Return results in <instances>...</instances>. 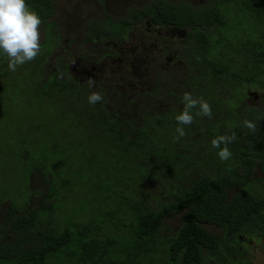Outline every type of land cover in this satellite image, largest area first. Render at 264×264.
<instances>
[{
	"label": "trees",
	"instance_id": "trees-1",
	"mask_svg": "<svg viewBox=\"0 0 264 264\" xmlns=\"http://www.w3.org/2000/svg\"><path fill=\"white\" fill-rule=\"evenodd\" d=\"M26 2L42 24L49 20L52 0ZM221 2L224 10L215 0L199 7L152 0L132 15L130 24L146 19L166 29L153 41L161 45L163 60L156 95L139 74L115 72V88L96 81L103 101L90 105L87 83L69 80L61 71L63 60L56 59L55 71L47 65L61 37L54 27L43 32L46 48L42 44L39 55L15 71L0 52V210L8 203L0 211V264H222L245 255L239 245L246 237L264 234V199L248 186L264 187V107L246 101L250 91H262L264 102V0ZM104 19L79 43L94 63L97 53H106L103 41L128 33L125 17ZM94 32L96 52L89 50ZM180 39L190 45L181 52L182 69L166 59ZM217 41L219 49L212 47L214 54L207 56ZM241 56L251 63L246 69L237 67ZM130 58L136 68L150 67L137 52ZM185 92L203 97L213 115L196 116L193 109L194 121L183 125L186 135L179 137L175 117ZM245 119L257 125L255 133L243 126ZM233 132L238 139L228 145L232 156L222 161L211 140ZM32 140L63 147L65 155L56 162L81 159L76 175L42 173ZM256 168L259 180L253 179ZM36 182L46 185L44 194L32 188ZM23 186L27 199L37 196L30 204L12 200ZM75 186L82 192L73 197H93L71 202L67 197ZM179 214L180 227L172 235L168 220Z\"/></svg>",
	"mask_w": 264,
	"mask_h": 264
},
{
	"label": "rangeland",
	"instance_id": "rangeland-1",
	"mask_svg": "<svg viewBox=\"0 0 264 264\" xmlns=\"http://www.w3.org/2000/svg\"><path fill=\"white\" fill-rule=\"evenodd\" d=\"M152 0H52V5L50 6L51 11L46 12V15L49 16V20L44 22L42 26H40V33H41V41H42V33L43 32H51L52 27L55 28V30L61 34V37L58 38L53 44V48L51 49V56L48 59L47 65L52 70H55L57 67V63L60 60H63L62 63L63 69L61 71H66L68 75V79L71 81H77L81 82V85H84L89 78L96 79L95 81H98L99 84H102L103 82L112 85L115 88L114 83L110 80L108 76H110V73H113L115 71L107 68L106 66H102L98 68V70L93 73H91V64L88 62V59L91 58V56L86 53L84 50L79 49V43L81 44L84 42L83 38L87 37L90 33V31L95 27V22L103 21L102 24L107 22L104 19V16L111 15L113 19H121L124 17H127L128 14L132 11L144 9V6L150 3ZM167 3H171V0H162ZM187 2L194 4V6L203 5L206 3V0H186ZM221 10H224L223 5H219ZM53 11V12H52ZM106 24V23H105ZM147 25V24H146ZM143 30V29H141ZM166 29L161 30L160 32L163 33ZM42 31V32H41ZM136 31H133L131 34H133ZM46 35L43 33V36ZM177 35V34H175ZM239 33H236V36H238ZM211 37L214 38V34H211ZM180 38L184 39L182 35L180 34ZM40 41V44H41ZM238 41V38L231 40L230 42L236 43ZM108 41H103L102 45H107ZM132 42V41H131ZM176 43H182L181 39L176 40ZM48 43L45 41V43L42 45L46 48V45ZM72 46V47H70ZM189 41L178 44L176 46V52H174L171 56L175 55L176 59L174 60V65L178 66L179 69H182L184 67V56H182L181 52H186L189 49ZM70 47V48H69ZM83 47V45H82ZM212 47L217 50L220 47V42H214L212 46L208 48V54L207 56L211 57L215 50L213 51ZM63 49L66 51L65 54H62ZM76 50V56L81 53V57L72 56L70 58V54L73 53V50ZM89 50L92 52H96L97 50L94 47H89ZM82 51L85 53H82ZM68 52H71L70 54ZM59 56H64L62 59ZM83 58V59H82ZM57 59V63H56ZM69 61V62H68ZM69 66H68V63ZM79 63L76 65L75 64ZM171 62V61H170ZM249 59L247 57L241 56L239 58V62L237 67L241 69H246L250 66ZM75 67L76 70H72ZM86 68L89 70V75H83L82 69ZM50 69V70H51ZM62 72V73H63ZM64 74V73H63ZM149 75L154 74L155 77L162 80V74L159 72L153 73L148 72ZM101 81V82H99ZM153 86V92L155 95L161 91V86L156 85L152 83ZM97 87H89L88 90L90 91V94L92 92H98ZM100 93V92H99ZM260 93L262 91L255 92V95L249 92V94L252 95L251 99H247L246 101L248 104H255L256 106H263L264 102L260 100ZM41 118V117H40ZM6 129L8 133H10L11 125H9ZM32 140V153L33 158L38 160V162H41L44 166L42 169L44 171L42 173H47V175L52 174L55 175H76V170L78 164L81 162V159L75 158L72 159V157H67L66 164L63 160L60 162H56L57 159L61 158L65 155L64 149L61 146H53L50 147L47 145L46 142H40L33 145ZM212 145H210L211 147ZM38 148V149H37ZM44 150H47L44 152ZM58 163V166H57ZM65 164V165H64ZM261 178L260 171L256 168L253 173V179L259 180ZM248 186L253 187V190L257 195L262 197L264 199V187L259 186L258 184H248ZM32 188L37 190L39 194H44L46 191V185L43 184V182H36L32 185ZM86 191V190H85ZM82 192V188L79 186H75L70 190V193L72 197H67L70 199L71 202H80L85 203L88 201L87 199H90L93 197L91 194L88 193L87 195L81 196V197H73L75 195H78ZM12 195L14 196L12 198L13 201H17V203L23 202L27 199L28 194L26 193V189L23 186L21 191L17 189L16 191L12 192ZM65 195V194H64ZM37 196H29L28 202H32L34 199H36ZM71 203V207H74L75 204ZM35 204V203H34ZM8 203H4L2 205V209L0 211H4L7 208ZM63 207L67 208L65 204H62ZM78 206V205H77ZM83 206V205H81ZM102 207V206H100ZM80 208V207H78ZM74 210V209H73ZM79 210V209H77ZM264 220V219H263ZM262 220V221H263ZM169 222V228L171 230V234L173 235V229L177 227L181 223V214L174 216L173 218L168 220ZM207 230L212 233L219 234V230L214 227H208ZM239 249L241 251L245 252V255H239L235 259H229V262H222V264H264V234L257 233L255 235L248 236L242 241L239 245ZM162 253V249H155L154 254H160ZM234 263H233V262ZM150 264H157L156 262H150Z\"/></svg>",
	"mask_w": 264,
	"mask_h": 264
},
{
	"label": "clouds",
	"instance_id": "clouds-1",
	"mask_svg": "<svg viewBox=\"0 0 264 264\" xmlns=\"http://www.w3.org/2000/svg\"><path fill=\"white\" fill-rule=\"evenodd\" d=\"M215 5L219 6L223 5V3L221 0H215ZM138 11L139 10L132 11L127 17H125L126 22L128 23V33L126 38L123 37V39L120 40L108 41L107 45H102L101 43V46L105 47L104 51H106V53L100 51L98 48V37L94 32L95 41L93 40L90 45L100 52L94 56L99 57L97 62L94 63L91 58L88 59V62L91 64L90 74L92 75L102 66H106L111 70L115 69V71L108 76L110 80L115 72L139 74L149 84L153 91L152 83H154V80L157 79L159 81L158 85L162 83V80L155 77L154 74H148V72H159L161 74L163 60L161 54L157 51V47L161 45L159 43H153L155 37H160V31L157 28H153L146 19L142 20L139 24H130L132 15ZM41 24L42 20L40 16L32 9L26 0H0V52L8 57V69L10 71H15L18 66L34 60L39 55L41 46L45 42L43 38L41 41ZM133 31L136 32L131 34ZM172 34L175 35L177 33L172 32ZM182 37L184 38V36ZM134 52H137L140 60H142V62H147L150 67L136 68L130 58V55ZM72 54L73 56H76L75 49ZM84 57L85 54L83 58ZM166 59L169 62H174L176 57L173 55L166 57ZM82 71L83 75H89L88 69L83 68ZM86 83L90 88L95 87L96 85V81L93 78L87 79ZM102 101L103 96L99 92H92L88 96V103L90 105L94 106ZM182 102L184 105L183 110L175 117L178 124L181 125L176 128L179 137H184L186 135L183 125H191L193 123L194 116L191 114L193 109H198L195 113L196 116H204L211 119L213 115L211 105L205 101L203 97L194 98L191 93L185 92L182 97ZM243 126L251 133L257 131V125L247 119L243 121ZM237 139L238 137L233 132L231 135H220L213 138L211 140V145L213 148L219 150V158L222 161H227L232 156V152L228 148V145L235 142ZM221 145H223V147H221ZM179 227L180 225L173 229V234L178 231Z\"/></svg>",
	"mask_w": 264,
	"mask_h": 264
}]
</instances>
